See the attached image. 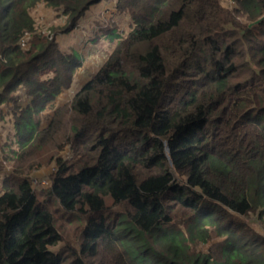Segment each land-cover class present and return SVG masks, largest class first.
Wrapping results in <instances>:
<instances>
[{
  "label": "trees",
  "instance_id": "trees-1",
  "mask_svg": "<svg viewBox=\"0 0 264 264\" xmlns=\"http://www.w3.org/2000/svg\"><path fill=\"white\" fill-rule=\"evenodd\" d=\"M101 1L0 0V264H264V0Z\"/></svg>",
  "mask_w": 264,
  "mask_h": 264
},
{
  "label": "rangeland",
  "instance_id": "rangeland-1",
  "mask_svg": "<svg viewBox=\"0 0 264 264\" xmlns=\"http://www.w3.org/2000/svg\"><path fill=\"white\" fill-rule=\"evenodd\" d=\"M104 1V2H103ZM220 5H222L223 7H227V8H233L235 7V0H218ZM113 6V3H107L105 2V0H102L101 2H99L98 4L94 5L93 7H91L89 9V11L84 14V17L80 20V22H78L79 25H82L85 22H91L92 24H96V20L99 22L100 19V13H102V16L104 18H108L109 13L112 11L110 8ZM42 15H44V13H42ZM47 20L46 23L47 25L43 28V30L41 32H45L46 34L49 33V25H56L58 27H61L63 24L62 18L59 15H52L50 13H48L47 15ZM46 18V17H45ZM44 18V19H45ZM49 20V21H48ZM90 27V26H89ZM91 28V27H90ZM82 29H77L72 31L71 33L67 34V35H60L58 36V39L60 40L59 42L62 44L60 47L64 48V46H72L73 48H75L77 51H79L82 54V59H83V65L80 67V69L77 70L72 85L71 87L66 90L65 92H62L61 94H59L56 99L52 102V104L54 105H62L63 103H66L67 101H69L73 94L80 88V86L90 77V75L94 74L99 67L101 66V64L104 62L106 56H107V49L105 46L101 47V48H97L94 45H90L87 44L88 40L85 41L86 39L84 38V32L81 31ZM86 44V45H85ZM106 50V51H104ZM21 96H22V103L25 102L24 100V96L23 93L20 92ZM49 107V106H48ZM47 107V108H48ZM45 111H43L42 113V124H46L47 120H48V115H50L51 110L50 108H48ZM0 127H2V124L0 125ZM1 133H3V135H5L3 128L0 129V180L2 178V174L4 172H8L11 170V165L10 163H6L5 160V153L7 152L3 145H5L4 143V137L1 135ZM4 150V151H2ZM54 167L53 166H48V167H42L39 168L37 167V169H34L31 172V179H32V185H33V180H37V181H41V180H45V184L46 185L48 183V177L49 175L53 172ZM2 175V176H1ZM1 184V181H0ZM68 237H70V235H68ZM209 244L203 246V250H206V248L208 247ZM61 245H58L57 249L60 248Z\"/></svg>",
  "mask_w": 264,
  "mask_h": 264
},
{
  "label": "built area",
  "instance_id": "built-area-1",
  "mask_svg": "<svg viewBox=\"0 0 264 264\" xmlns=\"http://www.w3.org/2000/svg\"><path fill=\"white\" fill-rule=\"evenodd\" d=\"M45 181L46 179L41 181L33 180V186H44Z\"/></svg>",
  "mask_w": 264,
  "mask_h": 264
},
{
  "label": "water",
  "instance_id": "water-1",
  "mask_svg": "<svg viewBox=\"0 0 264 264\" xmlns=\"http://www.w3.org/2000/svg\"><path fill=\"white\" fill-rule=\"evenodd\" d=\"M252 26V24H249V26L248 27H251ZM241 34H243V32H241Z\"/></svg>",
  "mask_w": 264,
  "mask_h": 264
}]
</instances>
